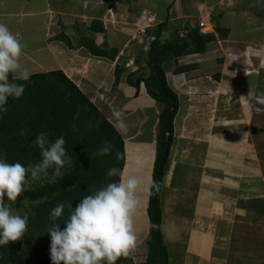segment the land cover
I'll list each match as a JSON object with an SVG mask.
<instances>
[{
  "label": "crops",
  "instance_id": "1",
  "mask_svg": "<svg viewBox=\"0 0 264 264\" xmlns=\"http://www.w3.org/2000/svg\"><path fill=\"white\" fill-rule=\"evenodd\" d=\"M233 1L192 0L186 6L187 13L177 16L173 14L176 12L174 0H163L161 6L156 7L152 6L156 3L153 0L147 3L143 0H3L7 5L12 3L10 10L16 9L6 13L0 22L7 24L21 39L25 46L21 64L31 73L61 70L96 107V98L100 99L99 96L108 92L114 94L113 104L107 101L110 114L106 113L105 117L114 125L113 112L120 110L128 129L126 134H121L125 161L120 179L124 178L123 173L130 163L134 168L137 164L151 166L147 184L152 177L160 104L148 95L143 83L136 89L128 82L129 71L146 75V67L141 64L138 68L136 64L135 70L126 68V58L121 55L125 47L129 48V54L135 55V60L139 55L140 37L133 30L137 11L147 6L153 10L148 12L153 15V24L167 19L178 26L190 17L195 18L196 10L203 7L211 9L217 5L222 9L214 16L205 9L202 17L210 32L214 31L215 25L226 28L224 38L207 43L202 52L181 56L165 64L166 80L178 95L179 108L173 122V141L161 190V231L166 246L169 243L175 245L180 264H219L229 247L228 233L233 228L234 216L240 221L241 215L252 213L250 205L255 199L264 198V179L257 178L262 166L257 150L264 149V124L258 121L264 118V104L258 101L264 100V0ZM178 18H184V21H178ZM94 19L103 23L104 32L90 30ZM18 26L25 34L21 35ZM172 31L168 28L163 32L171 37ZM89 38H94V43L106 51L117 50L116 56L112 59L91 54L85 47ZM32 58L40 62H32ZM119 65L122 71L115 82V68ZM181 79L183 81L179 82ZM209 109L213 112V122L206 125L218 127L212 132L217 134L215 141L210 143L218 146L213 150L217 153L204 154L200 166L205 169L200 167L201 170L196 171L195 167H189V162H183L184 155L179 156L178 152L180 148L185 150L188 138L181 140L182 144H175L177 133L187 137L188 132L183 133L184 126L190 133L194 132L193 124L203 114L206 117ZM181 118L183 124L179 125ZM247 118H254V128L259 129L256 138L247 135ZM226 119L233 122L229 125L233 129H229L231 137L238 134L236 139L232 137L233 142L223 139L222 125L214 123V120H224L225 124ZM201 132H206V127ZM206 143L197 140L194 151L211 150L206 148L209 142ZM194 158L199 157L194 155ZM186 168V173L196 174L195 181L188 174L183 175ZM213 169H217L216 172ZM145 193L146 196L141 197L142 215L139 218L148 233L149 190ZM238 199L244 200L238 202ZM245 203L249 204L246 206ZM182 209L185 210L182 212ZM140 222L135 224V231L141 229Z\"/></svg>",
  "mask_w": 264,
  "mask_h": 264
},
{
  "label": "trees",
  "instance_id": "2",
  "mask_svg": "<svg viewBox=\"0 0 264 264\" xmlns=\"http://www.w3.org/2000/svg\"><path fill=\"white\" fill-rule=\"evenodd\" d=\"M180 26L183 36L178 35ZM168 28H172V35L163 41L160 36ZM90 30L105 31L103 23L97 19L90 23ZM146 35H153L154 39L149 50L146 53L139 51L137 58L143 56L148 72L142 75L129 71L127 79L136 89L143 83L148 95L161 105L151 177L153 186L149 190L146 208L149 228L144 264H167L168 251L161 231V190L179 100L167 83L165 64L181 56L202 52L207 43L224 38L227 29L215 25L213 32H202L195 22L187 21L175 27L166 19L149 25ZM85 47L96 56L113 59L117 53V50L106 51L97 46L94 38L87 39ZM121 71L122 67L116 66L115 82ZM20 83L26 84L23 96L10 98L8 111L0 118V155L9 163L20 162L26 167L39 162L40 149L33 147V141L41 131H47L53 141L59 136L65 138L69 163L62 168V176L41 183L43 178L55 173L49 169L47 176H42L39 183L31 184L30 191L22 193L27 204L18 214L28 215V228L23 239L0 247V264H52L51 236L47 233L51 224L50 211L63 203L64 214L58 221L62 223L72 210L69 205L76 207L83 197L107 183L119 181L125 161L124 141L114 125L61 70L32 73L30 80ZM22 131L24 135H21ZM105 148L109 151L104 152ZM112 168L119 169L120 174L109 177L107 173ZM64 227L66 225L61 224V229ZM131 257L129 253L117 264H132Z\"/></svg>",
  "mask_w": 264,
  "mask_h": 264
},
{
  "label": "clouds",
  "instance_id": "3",
  "mask_svg": "<svg viewBox=\"0 0 264 264\" xmlns=\"http://www.w3.org/2000/svg\"><path fill=\"white\" fill-rule=\"evenodd\" d=\"M196 24L201 30L200 24ZM24 47L19 36L0 22V118L8 111L10 98L23 96L26 84L20 82L31 78L32 73L21 64ZM129 67L132 66L126 68ZM258 101L264 104V100ZM113 117L117 132L126 134L128 129L123 113L115 110ZM21 135H24L23 131ZM49 136V132L41 131L33 141V147L39 148L41 155V160L35 164L26 167L20 162L9 163L0 155V247L23 239L28 228V215L15 214L11 204L20 194L31 190L32 181L47 176L49 169L62 176V168L69 163L65 138L59 136L53 141ZM107 151L109 149L105 148L104 152ZM119 174L117 168L107 173L109 177ZM142 185L146 191L153 186L145 184L142 165L137 164L127 178L107 183L80 199L76 207L69 205L72 210L62 223L58 221L64 214L65 205L60 203L53 208L47 230L51 236L52 264H117L121 257H127L137 240L135 214L140 204L138 190ZM61 224L66 227L61 229Z\"/></svg>",
  "mask_w": 264,
  "mask_h": 264
},
{
  "label": "rangeland",
  "instance_id": "4",
  "mask_svg": "<svg viewBox=\"0 0 264 264\" xmlns=\"http://www.w3.org/2000/svg\"><path fill=\"white\" fill-rule=\"evenodd\" d=\"M118 1H123V0H118ZM125 1L131 2L133 0H125ZM143 1H145L146 3L149 2V0H147V1L143 0ZM153 1H156V3L152 4V6L156 7L155 5L161 6L160 3L163 0H153ZM233 2L239 3L240 0H234ZM191 3H192V0H174L173 5L175 6L176 12H173V14L179 16L181 14L187 13V12H185L186 6L190 5ZM11 4H9V5H11ZM259 4L262 6L264 4V2H263V4L259 2ZM9 5L5 4L3 2V0H0V21L4 18L3 16L7 15L6 13H8L9 11L15 12L14 9H16V8H13L12 10H10L11 7ZM11 6L13 7V5H11ZM205 9H208L207 11H210V14H209L210 16H212V15L214 16V15H216L217 11L222 10L217 5H214L211 9H209L208 7H203L202 9L196 10V14L194 16L195 18L192 19L190 17L189 21L195 22L198 24H199V22H203L202 16L204 14ZM136 10H138V9L136 8ZM150 11L153 12V10H151V8L146 6L144 9H142V10L139 9L137 11V12H139L137 16H140V14L142 12H150ZM154 14L156 15V12ZM197 16H199V17L197 18ZM220 19H223V18L221 17ZM178 21H184V18H178ZM143 22L149 23L147 21H143ZM204 22H205V20H204ZM174 26H177V24H174ZM199 26L202 28L201 31L210 32L206 25L205 26L199 25ZM18 28L20 29L19 32H22L24 30V29L21 30L20 26H18ZM181 28H182V26H180V30H181ZM133 30H134V32L136 31L135 26H133ZM22 34H25V33L22 32L21 35ZM136 34H137V32H136ZM178 35L181 36L180 34H178ZM137 36H139V35L137 34ZM136 38H135V41H138ZM128 49H129L128 47L123 49V52H125V53L128 52ZM134 52H135V50H134ZM122 54H124V53H122ZM136 58H137V56H136ZM140 58L142 61H140V59L134 61L135 64H138V66H137L138 68L141 66V64H142V66H145V61L143 59V56H141ZM35 60H36V62H40V60H37V58H32V62H34ZM135 69H137V68H134V70ZM140 71L143 72V69H141ZM182 81H183V79H181V81H179V82H182ZM99 97H101V98L100 99L96 98L97 99L96 100L97 108L99 109V112L105 116V114L108 113V110H110V109H108V107L110 105L107 103V101H109L112 105L116 98H115L114 94L112 95L110 92H108L106 95L103 94L102 96H99ZM235 98H237V97H235ZM235 102H237V100H235ZM160 108H161V105L159 106V111H160ZM206 113L208 114L206 117L203 114L204 118L199 117L195 121V124H193V127L196 128L194 130V132L192 131V133H190L189 131H187V129L184 126L183 127L184 128L183 133L188 132L187 137H185L184 135H181L180 133H177V138H176L177 139L176 144L177 143L182 144L181 140L185 141L188 138V141H187V143H185V146H184L185 150L184 149L182 150V148H180L181 151H179L178 154H181V155H179L180 157L182 155H184L183 157L185 159L183 162H189L188 163L189 167H192V166L195 167L196 171L197 170L200 171L201 168L205 169V167L200 166L202 159H203L201 157L204 154L208 156L209 154H212V153L216 154L217 153V151L216 152H214V151H215V149H217L218 146L217 145H211V144H212V141H215V137L217 136V134L213 135L212 132H214V130L217 129L218 127L215 128V127H212L210 125H206L207 123L213 122V120H212L213 112L210 111V109H209V111H206ZM108 114H110V113H108ZM200 116H202V115H200ZM254 118H247V125L249 128L246 129V131H247V135L249 134L250 138H256V134L259 131V129L255 130V128H254V125H253ZM258 121L261 122L260 124H262V125L264 124V118L258 119ZM182 122H183V119L181 118L179 125L183 124ZM185 122H186V119L184 118V123ZM223 122H224V120H220L219 122L214 120V123H216L217 126H218V124L222 125V126H220V128H222L224 131V135H222V138L224 139V137H225L227 141L233 140L232 137H234L236 139L237 135H238L237 133L234 134L232 137L229 133L230 130H233V129L229 128V125L231 123H233L232 120L226 119L225 124H223ZM259 122L257 123L256 128H258ZM204 127H206V132H201L202 130L204 131ZM210 127H211V129H210ZM262 128H264V125L262 126ZM195 131H200V132L195 133ZM208 134H212V136H208ZM209 137H210V140L208 141ZM197 140H203V142L205 140V142H207L206 144H208V142H209V144L206 146V148H209L211 150H207V149L203 148L202 152L198 151L199 149L194 151L195 147L197 148V146H194V144ZM231 142H233V141H231ZM258 145L261 146V144H258ZM180 147H182V146H180ZM257 151H258V160H260L262 162V166L260 167V169H258L259 175L257 178H258V180H263L264 179V149L261 147V149L258 148ZM194 155H198L199 158H194ZM230 158H232V157H230ZM188 159H190V160H188ZM131 165L132 164L130 163L127 167V170L123 173L124 178H127L129 175L133 174L134 167H131ZM189 167H187V168H189ZM187 168L184 169L183 175L188 174L189 177L191 176L190 177L191 180L195 181L197 178L196 174L191 175L192 172H190V171H189V173H186ZM142 169H143V176L145 178V184H147L148 178H149V171L151 169V166L150 167L149 166L148 167H142ZM206 169H208V168H206ZM213 170L216 172L217 169L216 170L213 169ZM209 174L211 175V173H209ZM212 175H213V173H212ZM216 176H218V174ZM55 177H57V175H55V173L50 174V175H48V177H46V179L43 178L41 180V183H43L45 181L53 180ZM39 182H40L39 180L32 181L31 184L39 183ZM242 182H244V181H242ZM149 184H151L150 180H149ZM260 188H261L260 185L257 186L258 191H260ZM145 192H146L145 187L142 185L141 188L138 190V196H139L140 204H139L138 210L135 214V224L138 221L139 222L141 221V219H140L141 215H142L141 209H140L141 200H142L141 197L146 196ZM191 196H193V194L188 196L187 203L184 202V206L186 204H188L189 198H191ZM4 199H5V202L7 203L8 198L5 196ZM243 200L244 199H238V202L243 201ZM248 200H246V202ZM26 204H27L26 199H24L23 195L20 194L17 197V201L15 203L11 204V207H12L13 212L15 214H18L23 210V208ZM245 204L247 206L249 203L248 204L245 203ZM248 208H249V206H248ZM250 209L252 210V213L247 214L245 216L241 215L240 221H237L235 219V216H234V222L232 224L233 228L228 233V236L230 238L229 247H228V250L225 251V255H224L225 258H223V260L221 259L222 261L219 262V264H264V198L259 197V198L255 199L254 204L252 203L250 205ZM184 210L185 209H182L181 211L183 212ZM138 226L141 229L139 231H135L136 236H137V240H136L135 247L130 251V253L132 255L133 260L136 262V264H144L145 259H146V253H147L148 233L145 229V223L140 222V224H138ZM141 230H144V231L142 232ZM168 240L170 241V239H168ZM167 247H168V253H169V262L167 264H180V261L178 259V251H177L175 245L174 244L171 245V243H169L167 245ZM181 250H182V248H181Z\"/></svg>",
  "mask_w": 264,
  "mask_h": 264
},
{
  "label": "built area",
  "instance_id": "5",
  "mask_svg": "<svg viewBox=\"0 0 264 264\" xmlns=\"http://www.w3.org/2000/svg\"><path fill=\"white\" fill-rule=\"evenodd\" d=\"M142 19H144L143 21H147L149 23H145L143 21H140ZM153 20H154L153 19V15L148 13V12H144V13L141 14V16L136 18V26H135L136 27V31H135V34L137 32V34L139 35L137 37H140L139 38V40H140L139 43H140V50H141L142 53H146L149 50L150 42L154 39L153 35H149V36L146 35V28L149 25L153 24ZM199 24L202 26L204 24V22H199ZM179 34L181 36H183L184 35V31L183 30H179ZM160 38H161V40L164 41L165 39H169L170 37L165 36V33L162 32ZM121 53H124V56L127 57L126 66H132L133 68H136V66H134L135 55L129 54L128 52L125 53V52H123V50L121 51ZM132 264H136V262L133 260Z\"/></svg>",
  "mask_w": 264,
  "mask_h": 264
},
{
  "label": "bare ground",
  "instance_id": "6",
  "mask_svg": "<svg viewBox=\"0 0 264 264\" xmlns=\"http://www.w3.org/2000/svg\"><path fill=\"white\" fill-rule=\"evenodd\" d=\"M176 144V143H175ZM177 148V147H176Z\"/></svg>",
  "mask_w": 264,
  "mask_h": 264
}]
</instances>
